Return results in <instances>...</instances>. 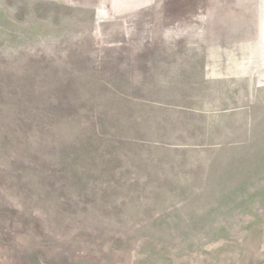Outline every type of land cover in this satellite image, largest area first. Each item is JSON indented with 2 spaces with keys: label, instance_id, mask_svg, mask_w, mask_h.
<instances>
[{
  "label": "rangeland",
  "instance_id": "374dc122",
  "mask_svg": "<svg viewBox=\"0 0 264 264\" xmlns=\"http://www.w3.org/2000/svg\"><path fill=\"white\" fill-rule=\"evenodd\" d=\"M0 264H264V0H0Z\"/></svg>",
  "mask_w": 264,
  "mask_h": 264
}]
</instances>
